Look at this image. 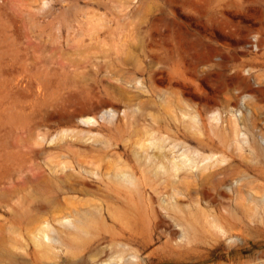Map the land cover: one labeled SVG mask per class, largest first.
<instances>
[{"label":"rangeland","instance_id":"374dc122","mask_svg":"<svg viewBox=\"0 0 264 264\" xmlns=\"http://www.w3.org/2000/svg\"><path fill=\"white\" fill-rule=\"evenodd\" d=\"M0 264H264V0H0Z\"/></svg>","mask_w":264,"mask_h":264},{"label":"bare ground","instance_id":"6f19581e","mask_svg":"<svg viewBox=\"0 0 264 264\" xmlns=\"http://www.w3.org/2000/svg\"><path fill=\"white\" fill-rule=\"evenodd\" d=\"M212 115V114H211ZM209 119H210V117H209ZM213 119V118H212ZM214 120V119H213ZM215 121V120H214ZM238 141V140H237ZM241 142V141H240ZM242 143V142H241ZM240 143V144H241ZM239 145V144H238ZM248 145V144H247ZM241 146V145H240ZM243 146V145H242ZM245 148V147H244ZM224 157V156H223ZM213 158V157H212ZM215 159V158H214ZM220 159V158H219ZM218 160V159H217ZM216 161V160H215ZM218 161H220V160H218ZM217 161V162H218ZM168 162H166V164H167ZM159 164V163H158ZM172 167H170V166H166V165H164V164H162V165H158L157 166V169H159V170H161V169H163V171L165 170V173H167L169 176H171V173L173 172V174H175L176 175V172L178 171L177 169L178 168H176V165H174L173 163H172V165H171ZM170 167V168H169ZM195 168H197L196 167V165L194 166ZM172 168V169H171ZM130 172V171H129ZM134 172V171H133ZM133 177V179L135 178L134 176H132ZM132 177L131 176H129V175H127V173L125 172V173H122L121 175H120V179H121V181H127V182H132V181H134V180H132ZM176 178V177H175ZM137 181H139V180H137ZM126 182V183H127ZM129 183H127V184H129ZM138 183V182H137ZM129 186H130V184H129ZM132 186V185H131ZM130 186V187H131ZM139 186V185H138ZM135 187V186H134ZM136 188V187H135ZM137 189H139V188H137ZM136 189V190H137ZM152 189H154V188H152ZM156 190V189H155ZM154 190V191H155ZM139 190H137V192H138ZM153 191V192H154ZM140 192V191H139ZM138 192V193H139ZM136 194V193H135ZM155 194V193H154ZM137 195V194H136ZM141 195V194H140ZM138 196H139V194H138ZM152 197V196H151ZM88 219V218H87ZM86 219V220H87ZM91 219V218H90ZM91 220H93V219H91ZM84 221V220H83ZM71 222V221H70ZM75 222V221H74ZM88 222V221H87ZM71 223H73V222H71ZM77 223V222H76ZM93 223H96V222H93ZM87 224V223H86ZM90 225V224H89ZM96 225H97V223H96ZM86 227H88V228H91V227H89V226H86ZM93 227V226H92ZM76 228V227H75ZM79 229V228H78ZM90 230V229H89ZM76 232H77V230H76ZM79 232H81V231H79ZM86 233V232H85ZM81 234V233H80ZM86 234H89V233H86ZM92 234V233H91ZM81 236H83V235H81ZM81 236H79V237H81ZM90 236V235H89ZM89 238H91V237H89ZM88 240V239H87ZM81 243V242H80ZM77 246V245H76ZM75 246V247H76ZM80 246V245H79ZM77 248V247H76Z\"/></svg>","mask_w":264,"mask_h":264}]
</instances>
